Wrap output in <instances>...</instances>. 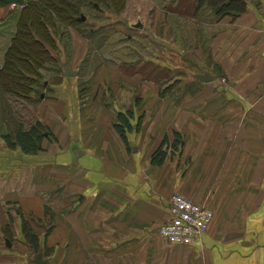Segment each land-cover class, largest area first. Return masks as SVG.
I'll use <instances>...</instances> for the list:
<instances>
[{
  "label": "crops",
  "instance_id": "1",
  "mask_svg": "<svg viewBox=\"0 0 264 264\" xmlns=\"http://www.w3.org/2000/svg\"><path fill=\"white\" fill-rule=\"evenodd\" d=\"M242 1V13L218 19L199 0H166L160 20L153 1L145 7L147 55L153 59L158 47L147 44L162 43L168 54L191 62L185 66H215L226 76L223 88L209 67L204 73L217 88L197 75L182 83L192 84L191 93L172 96L164 87V97L131 95L132 82L114 79L106 66L83 85L63 75L69 68L78 77L74 66L64 67L57 82L43 81L53 95L36 116L49 126L41 153L6 148L0 139V236L12 238L0 245V264H36L20 237L17 209L30 226L36 220L53 229L48 255L38 253L44 264H264V0ZM132 3L123 12L130 20ZM16 23L0 25L3 45ZM72 85L86 87L85 97L74 96ZM120 114L131 125L125 141L115 128ZM17 119L27 128L30 120ZM173 133L181 138L177 152L169 148L164 164L153 166L151 154L165 138L172 145ZM175 193L213 215L207 233L189 247L168 248L156 236ZM32 230L44 238L42 227Z\"/></svg>",
  "mask_w": 264,
  "mask_h": 264
},
{
  "label": "rangeland",
  "instance_id": "2",
  "mask_svg": "<svg viewBox=\"0 0 264 264\" xmlns=\"http://www.w3.org/2000/svg\"><path fill=\"white\" fill-rule=\"evenodd\" d=\"M127 1V0H126ZM154 2V5H157L155 10L157 13V19L160 20V16L162 14V10L168 11V5H164L166 0H133L130 8L128 9V14L134 17V19H129L128 16H124V11L120 14V16L115 18H109L105 24H109L111 27L106 30L99 31L97 27L95 28V32H93L89 27V25L79 26L77 28H70L66 32H74V35L69 34L68 36L61 37L57 40L56 50L53 53H49L50 58H54V61H57L58 67L61 68V71L64 67L74 66L76 70H78V77H74L72 80H77L81 83V80H90L95 77L97 74L99 66H106L105 70L114 73L113 78L119 79L121 82L131 81L130 84V94L135 95L136 92H140L142 96L144 94L153 95L158 91L163 93V88L166 87L172 93V96L177 94H185L186 92H192L191 83L186 85L185 87L182 83L191 81L195 76L201 75L204 71L209 67L212 71V74L217 79L216 81L221 83V87L225 86V78H221L218 71L216 72L215 66H185L184 64H191V62H187L186 60H181V56H173V54H168V49L161 47V44L150 43L146 46L151 48L152 46H158L155 48L154 53L156 55L151 58V55H147L145 44V30L146 20L149 19V13L145 10V7L149 5L148 2ZM171 1V0H169ZM152 2V3H153ZM127 5V4H126ZM125 5V9H126ZM124 9V10H125ZM25 10V6L13 8L8 11V14L12 15V18L8 19L11 24H15L18 19L19 14ZM141 25V26H140ZM136 28V29H135ZM142 28V29H140ZM12 33H8V38L5 39L9 44L10 37L15 33V27L12 28ZM69 32V33H70ZM107 36V37H105ZM0 65L3 64V51L7 44L3 45L0 41ZM183 44V42L181 43ZM171 47V45H169ZM180 48V47H179ZM16 52L18 53L19 58H26L27 55L24 52V49ZM48 50H50L47 47ZM171 49V48H170ZM165 51V54H161V52ZM172 50H178V46H173ZM176 52V51H174ZM150 53V52H149ZM190 53V52H189ZM168 54V55H167ZM173 57L171 62H178L177 64H170L166 59L168 57ZM141 61L139 62V60ZM164 61V65L161 66H149L146 63L154 62L160 64ZM4 66H0V69ZM55 65H44L38 69V67L33 68V73H28V70L24 72V82L21 83V94H13V93H5L0 88V139L12 137L18 130L19 119H17V115L19 118H26V120H30L27 126L23 125L26 130L39 123L40 121L36 119L38 116V107H44L45 101L49 99L52 92L46 86L44 90L41 88V83L43 80H46L50 85L52 81L56 82L62 76L57 75L55 72ZM214 67V70H213ZM37 68V69H36ZM203 68L204 70H201ZM221 69H219L220 71ZM110 74V78H111ZM140 74V75H138ZM154 77L152 82V76ZM28 81V82H26ZM82 84V83H81ZM129 84V83H128ZM83 85V84H82ZM220 85V84H219ZM43 87V85H42ZM74 90L76 95L84 98L85 87H81L80 89L76 86L72 85L70 87ZM183 89V90H182ZM180 91V93H178ZM217 94L219 93L213 91ZM69 95L72 94V90L69 89ZM140 93L136 94L139 95ZM62 95V93H60ZM44 96V99H40V97ZM108 97L111 95H107ZM116 98V96H115ZM44 100V102H42ZM21 120V119H20ZM46 121L42 120L40 123L45 130L44 133H49V126ZM50 137V136H49ZM50 141H54L53 138H49ZM6 148L8 147L5 141L3 140ZM42 150V149H41ZM12 151V150H9ZM13 152V151H12ZM41 153V152H39ZM37 153V154H39ZM36 154V155H37ZM11 156V155H7ZM12 170V169H11ZM191 200V199H190ZM47 207V206H46ZM49 208V207H48ZM49 211H46L48 213ZM50 212L53 216V212L50 209ZM32 228H41L45 230L50 228V224L46 223L41 226V222L32 220ZM30 225V224H29ZM13 232H11L12 235ZM157 236V234H156ZM158 237V236H157ZM159 238V237H158ZM12 240V238H10ZM3 241V236H0V245L5 246L6 243ZM10 244V243H9ZM12 247V246H11ZM44 256H47L49 250L46 245L44 246ZM169 248L170 246L167 245ZM2 250V249H1ZM30 255H35V258L39 255L37 253L31 252ZM42 261V258H41ZM43 262V261H42Z\"/></svg>",
  "mask_w": 264,
  "mask_h": 264
},
{
  "label": "trees",
  "instance_id": "3",
  "mask_svg": "<svg viewBox=\"0 0 264 264\" xmlns=\"http://www.w3.org/2000/svg\"><path fill=\"white\" fill-rule=\"evenodd\" d=\"M13 4L18 7L25 6V10L18 16L15 33L3 56V64L1 66L4 67L0 69V88L5 93L20 95L21 83L24 82L23 78L26 70H28V73H33L35 66L39 69L41 66L48 64L57 66L54 69L55 72L57 75H62L57 61H54L52 57L50 58L49 53L57 51L55 48L56 42L59 38L70 34V31L66 32L68 29L85 25L81 21L84 16L92 23L87 27L93 32H95L97 25L100 27L99 31H104L111 27L105 22L109 18L120 16L122 11H124L126 0H0V15L2 16L0 25L12 18V15L8 14V7ZM204 5L215 11L217 19L233 12L242 13L245 9V3L242 0H199V6L202 7ZM97 22L100 23L97 24ZM21 48L24 49L25 55H27L26 58L18 57L16 49L21 51ZM42 83L41 88H43ZM162 91L163 93L160 92V95L164 97L166 92L165 90ZM118 117L119 124H116L115 128L125 141V131L131 128L129 120L131 114L129 113V117L125 114H120ZM138 120H141V117ZM44 132L45 130L40 123H36L27 130L22 128V126H18L13 138L8 137L3 140L10 149L19 147L24 154L36 155L42 151L41 144L46 139ZM173 134L172 145L169 146L165 138L151 154L150 162L153 166L161 167L164 164L169 148H171V153L177 152V146L181 138L177 133ZM174 147H176V150ZM15 215L19 220V232L22 240L28 244L33 253L43 252L47 236L52 233L53 229H46L44 238L40 240L35 235L34 230H31L30 222L25 220L21 210L17 209ZM12 221L13 216L10 214V223ZM7 230L10 231L8 228ZM2 236L6 244H12L10 236Z\"/></svg>",
  "mask_w": 264,
  "mask_h": 264
},
{
  "label": "built area",
  "instance_id": "4",
  "mask_svg": "<svg viewBox=\"0 0 264 264\" xmlns=\"http://www.w3.org/2000/svg\"><path fill=\"white\" fill-rule=\"evenodd\" d=\"M212 216L205 206L173 194L168 220L159 227L157 236L168 246H192L206 234Z\"/></svg>",
  "mask_w": 264,
  "mask_h": 264
},
{
  "label": "water",
  "instance_id": "5",
  "mask_svg": "<svg viewBox=\"0 0 264 264\" xmlns=\"http://www.w3.org/2000/svg\"><path fill=\"white\" fill-rule=\"evenodd\" d=\"M82 20H84V18ZM63 75L65 77H75L76 76V72L70 71L69 68H66L63 71ZM198 78H199L200 81L207 83V85L210 88H217V86H218V84L215 82L214 77H212L209 72H205L202 75H199ZM41 258H42V256L40 254L35 258L36 264H44L45 263V262L41 261Z\"/></svg>",
  "mask_w": 264,
  "mask_h": 264
}]
</instances>
